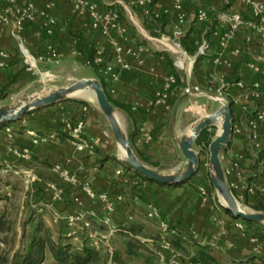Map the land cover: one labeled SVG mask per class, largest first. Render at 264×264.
Here are the masks:
<instances>
[{
  "label": "crops",
  "instance_id": "obj_1",
  "mask_svg": "<svg viewBox=\"0 0 264 264\" xmlns=\"http://www.w3.org/2000/svg\"><path fill=\"white\" fill-rule=\"evenodd\" d=\"M86 1L95 5L98 13H119V30L108 36L94 30L87 14L75 7V0H0L1 11L31 7L35 21L23 27L20 40L36 60L37 68L34 73L27 70L13 30L9 25L0 24V53L7 55L5 60L0 57V108L21 105L23 99L32 97L31 92L40 82L51 81L66 67L73 69V65H79L90 72L86 79L95 78L93 68L80 53L75 54L79 43L90 45L95 52L103 53L105 63L117 75L112 81L108 75L101 74L104 92L121 107L112 106L114 112L123 114L125 127L132 137L129 143L133 153L149 169L162 175H177L187 168V161L178 148L180 140L186 137L180 134L178 110L184 101L194 97L185 95L184 90L197 86L209 92L219 90L223 79L235 73L243 87L232 85L225 90L233 112L234 133L230 145L221 154L224 156L221 167L225 170L231 162H236L238 169L225 178L227 187L239 194L248 206L262 203L264 162L254 161L259 151L253 150L248 139L252 116L264 106V80L249 68L258 54V42L245 30L225 45L218 37L226 29V15L240 12L250 18L241 1L234 0L225 7L218 0H183L181 9L175 8L173 0H149L142 6L138 5L141 0ZM197 11L205 12V22L197 21ZM181 15L184 16L182 38L187 36L185 45L194 51L191 54L181 46L187 55L183 60L185 65L203 41L209 44V51L196 70L194 65L189 71L173 67L170 36ZM152 17L162 18L165 25L159 29ZM113 43H118L120 54L115 53ZM236 48L240 50L239 55L233 54ZM121 65L127 68L122 69ZM170 66L179 77L180 85L166 101L156 102V94L170 76ZM205 74L216 83L214 87H208ZM254 83L260 85L257 98L251 96ZM102 118L93 103L72 101L30 111L16 122L0 125V179L8 176L18 182L20 195L27 197V203L37 202L38 208L32 207V213L40 215L50 231L57 233L67 226L64 231L68 229L74 235V242L81 244L79 236L84 233L95 249H98L97 237L106 240L112 248V264H159L160 258L172 255L180 264H262L259 258L264 256V225H244L215 208L211 197L197 195L203 185L199 174L198 181L196 176L187 183L161 187L125 170L115 155L118 145ZM78 122L83 125L79 140L72 139L65 127L66 124L73 127ZM6 129L10 130L8 134ZM257 132L262 148L264 122L257 124ZM30 133L46 137L47 142L32 145ZM80 142L87 147L79 150ZM243 147H250L252 159L246 157ZM13 150L28 151V159L14 155ZM56 167L67 171L73 178L72 183H65ZM27 173H34L37 181L26 184ZM86 183L95 194L121 196L122 201L115 203L109 212L103 204L88 198L83 190ZM49 185L60 191L58 200L52 198ZM3 189L0 202L4 203L1 199H11L8 191L11 186L5 185ZM150 207L157 211L160 221L176 231V236L160 238L155 223L145 218ZM79 213L88 216L89 231H84L79 223L67 225V218ZM105 220L107 225H103ZM95 227L103 228L105 236ZM175 238L180 241V249L171 245ZM163 240L169 244L168 248L164 247ZM200 249L203 254H199Z\"/></svg>",
  "mask_w": 264,
  "mask_h": 264
},
{
  "label": "built area",
  "instance_id": "obj_2",
  "mask_svg": "<svg viewBox=\"0 0 264 264\" xmlns=\"http://www.w3.org/2000/svg\"><path fill=\"white\" fill-rule=\"evenodd\" d=\"M218 1L225 7L230 6L231 3L234 2V0H218ZM240 1L242 5H244L247 8V13H248L247 15L250 16V18H247L243 13L240 12H234L226 15L224 18L226 29L222 34L218 35L219 41L221 42L222 45H225L229 41L233 40L234 37L240 31L243 30L247 31L251 36L256 37V40L258 42V54L250 63L249 68L256 76L264 80V0H240ZM147 2H149V0H141L139 1L138 5L142 6ZM173 2L175 8L181 9L183 0H173ZM75 7L77 9L84 11L87 14L88 18L91 20V27L94 30L99 31L103 36H108L111 33H115L119 30V14L117 12L111 11L102 14L98 13L96 10V6L87 2L86 0H75ZM196 19L199 22H205L206 21L205 12L197 11ZM34 21H35V15L32 12L31 7L29 6L13 11H11L10 9L5 11L0 10V24L9 25L11 27L14 36L19 41L18 44L19 53L27 67V70L33 73L37 69L36 60L25 49L22 40H20V33L26 24L28 25L33 24ZM183 23H184V16L181 15L178 19L177 25L172 30L170 36V47L174 54L173 67L179 71H187V70L189 71L192 68V66L195 64L197 58H202L207 55L209 51V44L207 41H203L198 47L196 55L191 59L188 58V64L185 65L183 60L184 58H187V55L186 52L182 50L180 44L182 38ZM112 46L117 55L121 53V48L119 47L118 43H113ZM75 54L79 55L78 50H75ZM233 54L239 55L240 50L237 48L233 49ZM0 57L5 60L7 58V55L0 53ZM215 63H217V61H215ZM86 64L89 66L92 65L94 67H98L100 69V73L102 75H108L112 81L116 80L117 78V75L113 71V69L105 63V58L101 51H96L92 57L91 62L86 60ZM0 68H2L1 64H0ZM121 68L126 69L127 66L121 65ZM173 84H174V79L170 75L165 80L163 89L156 94V102H160V101L164 102L167 100L168 96L172 93L169 92V90ZM233 86L235 88H242L243 84L241 83V81H237L235 84H233ZM251 88H252L251 96L257 98L260 91L259 83H254ZM226 89L227 86H225L224 84H221L219 87V91H225ZM193 92H197V89L196 88L193 89L192 92L189 89L184 90L185 95H193ZM242 110L244 111V108ZM252 118L253 119L251 120L249 126L250 133L248 139L251 143L253 150L259 151L261 149V143L257 132V124L264 122V106H262L260 112H257L254 116H252ZM82 126H83L82 122H78L73 127H71L68 124L65 125V127L69 132V136L72 139H77V140H79L78 136L82 129ZM5 132L8 134L10 130L6 129ZM30 136H31L32 145H41L47 142L46 137H38L33 133H30ZM85 146L86 145H84L83 142H80L77 148L79 150H82L84 149ZM13 154L17 156L21 155L22 157L27 159L29 157L28 151L26 150H24L22 153L18 152L17 150H13ZM219 160L220 163L224 161V156L220 154ZM237 169H238L237 163L231 162L228 168L223 170L224 177L226 178L231 174V172H234ZM55 170L58 172L60 178L65 183H72L73 178L69 175L67 171L60 170L58 167H56ZM237 176H240V174H237ZM24 178L26 184L33 183L37 180V176L34 173H27ZM49 190L51 191L52 198L54 200H58L60 198V191L55 186L49 185ZM83 190L89 199L96 200L99 203L103 204L109 212L113 210L115 203H120L122 201L121 196H116L115 198H111L107 194H95L88 183L83 185ZM145 218L155 223L160 238L164 239L165 236H169V237L176 236V231L169 228L167 224L159 220L158 213L154 208L150 207L149 211L145 215ZM66 223L68 226H72L74 224L79 223L82 229H84V231H89L91 227V223L88 220V216L82 213L68 217ZM107 224H108V220H105L103 222V225H107ZM69 236H72L73 240H75L73 234L70 233ZM87 238L89 239L91 238V236L88 234ZM163 245L165 248L169 247V244L164 240H163ZM89 246L95 249V246L93 244L89 243ZM108 255L110 256V258L112 257V251L110 248H108ZM108 264H112V263H108ZM159 264H180V262L176 256L172 255L168 258H160Z\"/></svg>",
  "mask_w": 264,
  "mask_h": 264
},
{
  "label": "rangeland",
  "instance_id": "obj_3",
  "mask_svg": "<svg viewBox=\"0 0 264 264\" xmlns=\"http://www.w3.org/2000/svg\"><path fill=\"white\" fill-rule=\"evenodd\" d=\"M127 22L131 25L130 27L133 26L128 18H127ZM135 33L137 34L136 31ZM137 37H138V34H137ZM72 67L73 69H71L70 67H66L65 70L61 71L58 74V76L54 77L51 81L44 80V82H40L39 85L35 88V90L31 92V94H33L31 96L43 98L49 95L50 93H52L53 91H55L56 89L70 86L71 84L77 81H81V80L98 81L96 79V76L95 78L91 77V79H86L87 76L90 77V72L87 71L86 69H83L79 65H73ZM196 89H197V92H193V96H194L193 99L190 100L189 102L184 101L178 110V113L181 117L180 134L182 136H187L188 129L195 126L199 120L212 116L217 111H219L222 107L224 106L228 107L230 104L229 97L227 96L226 91H219L217 89L215 90L212 89L209 92V91H206L204 87L202 86H197ZM192 91L193 89H191V92ZM72 101L73 102L86 101V102L93 103L94 105L97 106V104L94 101L93 96H89L85 99H81L78 97H70L63 102H72ZM115 114L118 117L121 130L126 136H128L129 134L125 127L123 114L117 110L115 111ZM102 119H103L104 126L106 127V129L108 130L110 134V137L114 139L112 136L111 130L108 126V122L106 118L103 116ZM208 129H209L208 130L209 132L213 133V137L211 139L212 141L218 134L219 128L217 126V127H211ZM193 149L197 152L199 163H200L199 169L193 177L195 179L197 174H199L201 177L200 179L203 183V185L201 186V189H202L201 192L197 191L196 194L197 195L199 194L200 196H202L201 194H203L205 196L211 197L212 198L211 201L214 207L219 209L220 211H224V208L220 205L216 192L210 185V182H211L210 176H211V173L213 172L209 168L208 147L204 153H200L199 149L196 148L195 145ZM243 149L245 150L247 154L246 157L248 159H252L251 158L252 153H251L250 147H247V149L243 147ZM115 155L121 163L125 164L124 162L125 160L120 159L117 149L115 150ZM196 179L198 181L199 177L197 176ZM5 185L11 186V189L8 190L9 192H11V203L9 204L10 208L8 209L10 215L8 217V224L6 225V228H5L6 232L0 235V255L6 256L9 259V261H11L14 255L16 256L18 252L22 250L23 246L26 245V241L22 243V240H23L22 235L23 233L24 235L28 233L29 227L26 226V223L28 222L29 218L32 216V212L34 211L33 208L37 209L38 205H37V202L35 201H32L31 203H27L28 202L27 197L23 198L24 196L20 195L21 188L18 185V182L14 181L11 177H8V176H6V178L0 179V197L4 195L3 187ZM230 192L233 198L239 204L240 208L245 210L247 213H264V211H262V209H264V200H261L262 202L261 204L258 202H255L251 206H248L242 201V199H240L239 194L235 193L232 190H230ZM7 205H8V202H4V203L2 201L0 202V214L3 211V208L5 209ZM21 207H23V210H21ZM262 225H264V223H262ZM95 229H97L98 232H101V233L105 231L103 228H99V227H95ZM102 234H103L102 236H105L104 233ZM122 236L126 237V235H122ZM96 239H98L97 240L98 249H95V250L99 251L100 255L102 256L103 264L111 263L110 256L108 255L109 247H108L107 241L100 239V237L99 238L97 237ZM73 243L78 246L80 244L79 242H74V241ZM110 249L112 248L110 247ZM16 252L17 254H15ZM49 263H50V259L47 256L43 264H49Z\"/></svg>",
  "mask_w": 264,
  "mask_h": 264
},
{
  "label": "water",
  "instance_id": "obj_4",
  "mask_svg": "<svg viewBox=\"0 0 264 264\" xmlns=\"http://www.w3.org/2000/svg\"><path fill=\"white\" fill-rule=\"evenodd\" d=\"M83 91H89L92 93L95 103L108 122V126L115 142L125 150V166L140 176L162 185L175 186L182 184L190 180L197 173L200 163L198 154L193 149L195 141L203 130L216 127V120L221 119L220 133L216 135L208 146V163L210 170L213 172L210 176L212 188L216 192L218 200L220 197L227 204V206L220 205L224 210L230 212L235 219L254 224L264 223V213H247L245 210H241L237 207V202L227 187L223 175L219 156L230 145L233 136V117L229 106H224L212 116L199 120L196 125L193 126L194 134L191 137H184L180 140L178 148L182 157L187 161V168L185 172L177 175H162L157 171L149 169L137 159L129 143L132 137L130 135L126 136L121 130V127L115 118L114 109L108 102L98 81H77L70 86L56 89L43 98H25L21 101L20 106L2 107L0 108V125H7L16 122L30 111L51 107L67 100L73 93Z\"/></svg>",
  "mask_w": 264,
  "mask_h": 264
},
{
  "label": "trees",
  "instance_id": "obj_5",
  "mask_svg": "<svg viewBox=\"0 0 264 264\" xmlns=\"http://www.w3.org/2000/svg\"><path fill=\"white\" fill-rule=\"evenodd\" d=\"M152 20L156 23L157 26H159V29H161L165 25V21L162 18L152 17ZM186 40H187V36L181 39L180 41L181 46L185 49V51L191 54L194 53L193 50L190 51L186 47L185 45ZM78 52L80 53L82 58L91 62L95 51L90 45H82L79 43ZM201 59L202 58H197L193 66L194 70L198 68V63L200 62ZM90 66L96 72L97 74L96 78L99 81L101 88L104 92V83L102 81V77H101L102 75L100 73V69L92 65ZM170 75L174 79V84L171 86L169 92H174L176 88L180 85V79L177 76L172 66H170ZM205 77L207 78L208 87L209 88L214 87V84L216 83L212 81V78L207 74H205ZM237 81H239V78L235 73H233L231 77L224 78L222 84L229 87L235 84ZM106 98L113 107L121 108L117 106L109 97L106 96ZM81 104L85 105V103H81ZM229 107H231V104H229ZM231 114H233L232 111ZM208 130L209 129L203 130L195 141V147L199 149L200 153L205 152L213 137V133L209 132ZM254 161L264 162V146H262V148L259 150ZM123 167L125 170L131 171L129 168L125 166V164L123 165ZM132 172L134 173L135 176H137L144 182L155 184L161 187L162 186L168 187L167 185H162L150 181L140 176L134 171ZM210 185L212 187L211 182ZM260 198L261 200H264V196H260ZM1 200L8 202V205L5 207V209L3 208V211L0 214V235L6 232L5 228L6 225L8 224V217L10 215L8 209L10 208L9 204L11 203V199H1ZM262 211H264V209H262ZM224 212L227 215H229L231 218L235 219L230 212L226 210H224ZM241 222L247 226L254 224L247 221H241ZM26 226L29 227V231L27 234L24 235L23 233L22 235V239H23L22 243L26 241V245L23 246L22 250L19 251L18 254L17 252L15 253L17 255L16 256L14 255L11 261H9V259L6 256L0 255V264H43L47 256L50 259L49 264H103V258L100 255L99 251L89 246V243L84 233L79 236L81 244L78 246L73 243L72 241L73 237L69 236V230L67 229L66 231H64V228L66 229L67 226H63V228H61L59 232L54 233L46 227L40 215H34L33 213L32 216L29 218L28 222L26 223ZM171 245L176 249H180V241L176 238L173 241H171ZM129 246H131L130 243ZM199 254H203L202 249H200ZM259 260L262 264H264V256H261Z\"/></svg>",
  "mask_w": 264,
  "mask_h": 264
},
{
  "label": "bare ground",
  "instance_id": "obj_6",
  "mask_svg": "<svg viewBox=\"0 0 264 264\" xmlns=\"http://www.w3.org/2000/svg\"><path fill=\"white\" fill-rule=\"evenodd\" d=\"M89 96H93L91 92H89V91H83V92L73 93L69 97H78V98H81V99H85V98H87ZM115 118H116V120H118V117L117 116H115ZM220 125H221V119H217L216 120V127L218 126V128H219L218 134L220 133ZM193 134H194V129H193V127H191V128L188 129V132H187V136L186 137H191ZM117 148H118V154H119L120 159L121 160H126V152H125V150L123 148H121L120 145H118ZM219 202H220L221 205L227 206L226 202L222 198H220V197H219ZM237 207L239 209H241L238 203H237Z\"/></svg>",
  "mask_w": 264,
  "mask_h": 264
}]
</instances>
